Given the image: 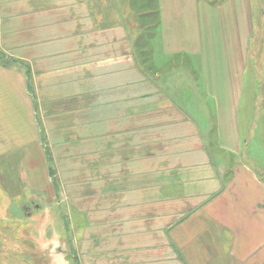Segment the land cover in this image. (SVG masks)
<instances>
[{"label": "crops", "instance_id": "0c3cea01", "mask_svg": "<svg viewBox=\"0 0 264 264\" xmlns=\"http://www.w3.org/2000/svg\"><path fill=\"white\" fill-rule=\"evenodd\" d=\"M262 34L264 0H0V147L89 146L128 258L264 264Z\"/></svg>", "mask_w": 264, "mask_h": 264}, {"label": "rangeland", "instance_id": "374dc122", "mask_svg": "<svg viewBox=\"0 0 264 264\" xmlns=\"http://www.w3.org/2000/svg\"><path fill=\"white\" fill-rule=\"evenodd\" d=\"M38 122L41 145L0 147V264H144L127 257L120 220L113 226L92 208L100 201L89 190L107 179L89 177V146L62 145L57 130Z\"/></svg>", "mask_w": 264, "mask_h": 264}, {"label": "trees", "instance_id": "16d2710c", "mask_svg": "<svg viewBox=\"0 0 264 264\" xmlns=\"http://www.w3.org/2000/svg\"><path fill=\"white\" fill-rule=\"evenodd\" d=\"M0 64L5 68L10 67L11 65L9 59H7V57L2 53H0Z\"/></svg>", "mask_w": 264, "mask_h": 264}]
</instances>
